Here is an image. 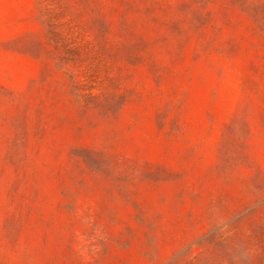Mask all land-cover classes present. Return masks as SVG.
I'll list each match as a JSON object with an SVG mask.
<instances>
[{
  "label": "rangeland",
  "instance_id": "obj_1",
  "mask_svg": "<svg viewBox=\"0 0 264 264\" xmlns=\"http://www.w3.org/2000/svg\"><path fill=\"white\" fill-rule=\"evenodd\" d=\"M0 264H264V0H0Z\"/></svg>",
  "mask_w": 264,
  "mask_h": 264
}]
</instances>
